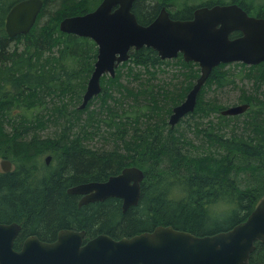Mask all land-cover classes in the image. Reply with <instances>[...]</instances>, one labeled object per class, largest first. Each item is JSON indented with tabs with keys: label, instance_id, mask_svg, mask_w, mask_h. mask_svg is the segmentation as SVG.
<instances>
[{
	"label": "trees",
	"instance_id": "obj_1",
	"mask_svg": "<svg viewBox=\"0 0 264 264\" xmlns=\"http://www.w3.org/2000/svg\"><path fill=\"white\" fill-rule=\"evenodd\" d=\"M18 1L0 0V159L12 163L10 172L0 169V223L20 225L14 249L29 236L52 242L60 230L83 231L85 241L98 235L130 238L157 226L206 236L247 219L264 196V63L245 71L253 87L240 90L239 104L249 105L244 114L222 116L227 107L204 98L205 88L235 84L236 76L223 70L233 64H221L201 88L194 111L170 127V106L184 100L199 69L179 54L187 70L156 83L152 69L164 61L142 47L130 52L114 78L102 77L101 93L92 99L97 108L89 109L91 100L79 110L97 47L60 32L58 25L101 0H43L30 32L10 38L5 15ZM184 1L136 0L132 12L141 25L150 24L163 6L172 19L189 20L194 7ZM239 118L227 130V122ZM47 128L51 135L41 136ZM93 142L110 149L90 148ZM126 167L141 169L144 179L138 204L125 212L116 198L78 206V196L67 193ZM254 246L249 264H264V243Z\"/></svg>",
	"mask_w": 264,
	"mask_h": 264
},
{
	"label": "water",
	"instance_id": "obj_2",
	"mask_svg": "<svg viewBox=\"0 0 264 264\" xmlns=\"http://www.w3.org/2000/svg\"><path fill=\"white\" fill-rule=\"evenodd\" d=\"M135 1L101 0L94 10L59 22L60 32L88 38L97 47L79 110L101 93V78H114L119 65L129 60L130 52L142 47L151 48L162 60L180 54L185 62L199 67V76L184 100L171 110L170 127L194 111L198 94L214 68L264 62V19L248 16L235 5L200 7L189 20L172 19L162 7L150 24L141 25L132 12ZM43 4V0L14 3L5 15L7 36L28 34ZM235 31L241 35L230 38ZM248 108L247 103L237 104L222 109L220 115L239 116ZM50 160L51 156L45 157L47 165ZM0 169L10 172L12 163L0 160ZM143 179L141 169L126 167L105 181L79 184L67 193L81 196L78 206L116 198L125 212L138 204ZM19 231L20 225L15 222L0 223V264H249L254 243H264V196L244 222L214 235L196 236L171 226H157L130 238L98 235L84 242L83 231L60 230L52 242L29 236L17 250L13 244Z\"/></svg>",
	"mask_w": 264,
	"mask_h": 264
},
{
	"label": "rangeland",
	"instance_id": "obj_3",
	"mask_svg": "<svg viewBox=\"0 0 264 264\" xmlns=\"http://www.w3.org/2000/svg\"><path fill=\"white\" fill-rule=\"evenodd\" d=\"M225 1H228V0H225ZM247 1L257 3V2H263L264 0H247ZM182 2H185V1L182 0ZM182 2H180V3H182ZM189 4H198V3H195V1L192 0L191 2L189 1ZM160 60H162V59H160ZM162 61H164V62H162L160 65H158L157 68L152 69L153 71L154 70L156 71L155 72V74H156V81L155 82L156 83L169 79L171 74H178L179 71L187 70V69L181 67L182 64H181L178 56L176 58H173V59H166V60H162ZM249 67H253V66H247V65H244L242 63H233L232 66H226L225 68H223V70H226V71L228 70L231 74H233V76L234 75L236 76L235 81H234L235 84L234 85L226 84L221 89H217V88L214 89V87H212L209 90L208 88H205L204 98L206 100H208V99L215 97L222 108L223 107H230V106H234V105L239 104L240 100H241L240 90L246 91L248 93L252 92L253 81L251 79H248V77H246V73L248 72L247 70ZM194 68L199 69V67H198V65H196V63L194 64ZM125 69L126 68L124 67L121 69V71L125 70ZM158 70H160V71H158ZM245 71H247V72L245 73ZM134 74L137 76V73H134ZM198 74H199V72H198ZM107 77H109V76H106V78ZM126 78L124 76L121 79V81L125 80ZM133 78L134 77H130V82H131L132 86H135L137 82L134 83L133 82L134 80H132ZM192 81L194 82V79ZM262 88L264 89V86ZM77 103H80V101L75 102V105H77ZM91 103L92 104L89 106V109H96L98 106V103L96 102V98L94 100H92ZM174 105L172 104L170 106L171 109H172V106H174ZM216 116H217V114H215L213 116V119L215 121L217 120ZM168 118H169V114H168L166 119H168ZM182 120H184V119H182ZM241 120H243V118H239L237 120H232L229 123L227 122V125H228L227 130H231L233 128V123H235V125L237 126V124ZM49 129L50 128H47V130H44L43 133L40 135L41 136L51 135L52 132H50ZM102 144H103L102 142H93L88 146L90 148H93V149H97V148H105L107 150L110 149L109 146H106V145L104 146ZM83 241L86 242L87 240L85 241L84 237H83Z\"/></svg>",
	"mask_w": 264,
	"mask_h": 264
},
{
	"label": "flooded vegetation",
	"instance_id": "obj_4",
	"mask_svg": "<svg viewBox=\"0 0 264 264\" xmlns=\"http://www.w3.org/2000/svg\"><path fill=\"white\" fill-rule=\"evenodd\" d=\"M200 5H201V3L190 4V7H192V8L194 7L193 13L196 9H198L200 7L211 8V7L216 6V5H219V6L235 5V6L239 7L240 9H242L248 16L264 19V1L253 3V2H249L247 0H228L227 2L225 1L222 4L221 3L220 4H214L211 6H207V5L200 6ZM187 6H188V3H187ZM163 7H165L167 9L166 6H163ZM193 13H192V17H193ZM192 17L190 19H192ZM240 35H241L240 32L235 31V32H232L230 34V38H236ZM226 65H228V64H226ZM78 198H79L78 199V202H79V200L81 199V196H78Z\"/></svg>",
	"mask_w": 264,
	"mask_h": 264
},
{
	"label": "bare ground",
	"instance_id": "obj_5",
	"mask_svg": "<svg viewBox=\"0 0 264 264\" xmlns=\"http://www.w3.org/2000/svg\"><path fill=\"white\" fill-rule=\"evenodd\" d=\"M201 91V90H200ZM45 160V159H44Z\"/></svg>",
	"mask_w": 264,
	"mask_h": 264
}]
</instances>
